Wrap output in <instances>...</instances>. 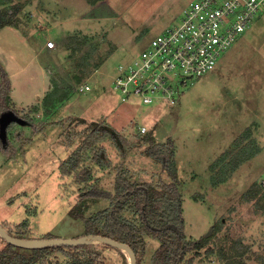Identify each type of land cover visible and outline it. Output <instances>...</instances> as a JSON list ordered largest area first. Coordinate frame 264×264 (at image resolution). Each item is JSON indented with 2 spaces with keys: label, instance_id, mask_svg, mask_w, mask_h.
<instances>
[{
  "label": "rangeland",
  "instance_id": "rangeland-1",
  "mask_svg": "<svg viewBox=\"0 0 264 264\" xmlns=\"http://www.w3.org/2000/svg\"><path fill=\"white\" fill-rule=\"evenodd\" d=\"M19 1L23 3L19 27L0 29L2 58L9 65L0 63L12 77L11 105L17 114L3 116L0 137H6L8 123L10 134L18 137L13 140L14 160L0 154V222L6 230L13 232L26 220L35 239L84 235L83 221L68 214L83 186L72 177L60 178L59 165L79 147L86 129L95 125L107 138L99 144L105 165L92 166L91 184L112 191L118 170L131 181L168 182L160 165L147 155L149 145L141 137L149 135L156 143L170 139L184 235L197 239L209 232V246L216 251L211 258H204V250L198 256L190 252L185 259H192V264H264V210L242 198L264 173V13L220 56L211 72L184 89L176 104L144 105L134 97L120 101L112 84L117 68L165 28L179 24L184 7L193 0H112L107 10L95 13L88 0L85 9L78 5L83 0ZM48 41L54 43L50 51L44 49ZM98 57L102 63L91 71L89 63ZM85 84L90 90L80 92ZM50 91L60 99H51L52 107L43 106ZM246 130L255 138L257 152L235 171L226 172L234 141ZM111 134L123 136L130 146L113 140ZM108 206L105 200H90L84 215ZM125 216L135 220L132 214ZM218 221L221 228L214 235ZM144 239L140 264H151L158 241ZM6 244L0 238V249ZM92 246L106 264L121 263L116 250L101 243ZM67 260L54 251L40 264Z\"/></svg>",
  "mask_w": 264,
  "mask_h": 264
},
{
  "label": "trees",
  "instance_id": "trees-1",
  "mask_svg": "<svg viewBox=\"0 0 264 264\" xmlns=\"http://www.w3.org/2000/svg\"><path fill=\"white\" fill-rule=\"evenodd\" d=\"M97 0H88L89 3ZM23 3L19 0H0V29L10 27L17 29L20 24V13ZM87 38V36H85ZM102 63L100 57L89 63L91 71L96 70ZM11 82L9 74L0 63V121L3 116L16 117L17 114L11 105ZM56 98V99H55ZM59 101L55 91L45 94L42 99L43 106L50 107V101ZM49 110L46 113L50 114ZM12 125L5 127V138L0 137V154L8 160L16 158L17 148L14 147ZM121 144L130 146L123 136L112 135ZM107 138L104 129L95 125L87 128L83 133L80 145L70 156L60 163V178L72 177L77 186H83L81 194L68 214L75 219L83 221L84 235H99L115 241L125 243L134 252L137 264H140L145 250V237H153L158 246L151 257V264H192V259L186 260V254L194 252L199 255L204 250V258L215 256V250L210 244L211 238L204 235L197 239H186L184 235V217L182 211L181 193L178 189L179 181L174 161V144L168 139L165 143H156L149 135H143L142 141L149 145L147 155L155 160L166 178L165 182L159 178L154 181H131L128 175L118 170L115 175L113 190L107 191L91 184L92 166L103 167L105 161L101 156L99 144ZM14 145V146H13ZM256 140L250 130L240 135L233 145L231 160L225 164V171L232 172L237 167L254 157L257 152ZM246 201H254V205L264 210V193L258 183H253L242 194ZM90 200H105L108 207L86 217L87 202ZM132 214L135 220L125 216ZM4 229L6 227L2 223ZM219 225V226H218ZM13 232L7 231L11 236L19 239L42 240L52 239L49 235L35 239L30 237L29 223L25 220L14 226ZM221 222L213 226L214 235L220 231ZM213 237V236H212ZM106 247H109L105 245ZM120 253V264H128L127 257L120 249L109 247ZM60 252L68 258L65 264H106L105 257L97 251L92 244L73 247L54 246L43 249H22L6 244L0 249V264H40L46 255L51 252ZM222 249H219V253ZM225 258V255H222ZM47 261V259H46Z\"/></svg>",
  "mask_w": 264,
  "mask_h": 264
},
{
  "label": "built area",
  "instance_id": "built-area-1",
  "mask_svg": "<svg viewBox=\"0 0 264 264\" xmlns=\"http://www.w3.org/2000/svg\"><path fill=\"white\" fill-rule=\"evenodd\" d=\"M262 13L264 0L190 1L179 24L165 28L118 66L113 89L119 91L121 102L134 97L144 105L176 104L184 89L211 72ZM53 48L52 41L44 45L46 51ZM89 90L86 84L79 88ZM258 185L264 193V173Z\"/></svg>",
  "mask_w": 264,
  "mask_h": 264
},
{
  "label": "water",
  "instance_id": "water-1",
  "mask_svg": "<svg viewBox=\"0 0 264 264\" xmlns=\"http://www.w3.org/2000/svg\"><path fill=\"white\" fill-rule=\"evenodd\" d=\"M208 235L209 232L205 235V237H208ZM0 238L4 240L7 244L16 247L26 248V249H43L46 247H54V246L73 247V246H79L85 244L101 243L109 247L120 249L127 257L128 264H137L136 256L133 250L128 245L99 235H83L76 239H58V238L42 239V240L19 239L11 236L4 229L2 223L0 222Z\"/></svg>",
  "mask_w": 264,
  "mask_h": 264
},
{
  "label": "crops",
  "instance_id": "crops-1",
  "mask_svg": "<svg viewBox=\"0 0 264 264\" xmlns=\"http://www.w3.org/2000/svg\"><path fill=\"white\" fill-rule=\"evenodd\" d=\"M57 2H60L59 4L61 3H68L69 1H72V0H56ZM78 1V0H77ZM110 1L112 0H97V2H93V3H89L90 7H92V12H102L103 10H107L109 8V5H111ZM109 2V4H108ZM78 5L80 7H82L83 9H85V0H83V3L82 2H79ZM4 29V28H3ZM0 62H2L3 64H6L7 67L9 64H7L5 62V60L2 58V49H0ZM6 68V67H5ZM6 70V69H5ZM8 73V72H7ZM10 75V74H9ZM12 79V77H9ZM12 86V85H11ZM12 92V90H11ZM10 96H11V93H10ZM16 102V101H15ZM2 246V245H0Z\"/></svg>",
  "mask_w": 264,
  "mask_h": 264
},
{
  "label": "bare ground",
  "instance_id": "bare-ground-1",
  "mask_svg": "<svg viewBox=\"0 0 264 264\" xmlns=\"http://www.w3.org/2000/svg\"><path fill=\"white\" fill-rule=\"evenodd\" d=\"M6 49H8V47H7ZM9 51H10V50H9Z\"/></svg>",
  "mask_w": 264,
  "mask_h": 264
}]
</instances>
